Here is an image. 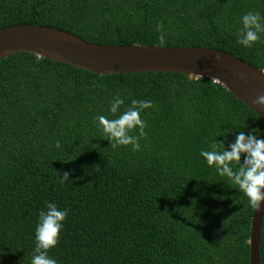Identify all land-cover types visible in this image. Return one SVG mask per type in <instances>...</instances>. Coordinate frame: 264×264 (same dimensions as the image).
<instances>
[{"label": "trees", "instance_id": "trees-1", "mask_svg": "<svg viewBox=\"0 0 264 264\" xmlns=\"http://www.w3.org/2000/svg\"><path fill=\"white\" fill-rule=\"evenodd\" d=\"M249 11L264 17V0H0V28L160 46L162 23L164 47L215 48L264 71V33L251 48L237 42ZM117 94L124 104L113 114ZM134 99L154 105L141 113L147 137L140 151L113 149L94 118H118ZM253 129L262 139L255 113L207 77L97 75L30 52L1 57L0 264H31L49 202L68 210L48 253L58 264H248L253 208L200 153ZM258 254L264 264V213Z\"/></svg>", "mask_w": 264, "mask_h": 264}, {"label": "water", "instance_id": "water-1", "mask_svg": "<svg viewBox=\"0 0 264 264\" xmlns=\"http://www.w3.org/2000/svg\"><path fill=\"white\" fill-rule=\"evenodd\" d=\"M30 52L37 57L68 64L97 75L140 71L202 74L221 84L243 102L263 124L264 107L253 101L264 95V71L224 51L208 47H161L157 45H104L89 43L67 31L38 24H18L0 28V58L14 52ZM219 54L221 61L215 59ZM237 73H244L240 79ZM213 81V80H212ZM261 204V209H263ZM261 211L252 210L249 221L248 264L259 262Z\"/></svg>", "mask_w": 264, "mask_h": 264}, {"label": "clouds", "instance_id": "clouds-1", "mask_svg": "<svg viewBox=\"0 0 264 264\" xmlns=\"http://www.w3.org/2000/svg\"><path fill=\"white\" fill-rule=\"evenodd\" d=\"M264 17L259 12L249 11L241 18L242 28L238 43L251 48L256 42L260 41L261 34L264 33ZM163 25L158 23L157 32H160L159 45L163 47L166 43V36L162 32ZM215 59L221 61L222 57L217 54ZM196 79H202V74L191 72ZM240 79H246L244 73H237ZM215 82L216 77H212ZM254 104L264 107V95H259L253 101ZM124 100L119 94L111 102L110 112L116 114ZM154 105L148 100H132L131 106L126 109L118 118L108 119L103 115L94 119L98 121V126L111 143L110 146L115 149L119 146H132L133 151H140V139L146 138L145 128L147 124L142 119L141 113ZM138 129L137 135L130 133ZM227 131L225 130V134ZM55 146L61 147L59 140ZM222 148V150H218ZM230 149V150H229ZM200 155L204 157L207 164L214 166L221 176L228 177L229 181L238 187L248 198L249 205L256 211L261 209L264 202V139H258L256 130H251L248 134L240 131L227 148L222 141L213 142L211 150H202ZM244 157L241 162V157ZM233 165L236 167L234 168ZM70 173L65 171L61 175V182L70 181ZM68 210H61L54 202L47 203V210L39 213V222L35 229L36 246L31 259V264H58V262L49 256V250L55 247L59 240L63 222L66 220Z\"/></svg>", "mask_w": 264, "mask_h": 264}]
</instances>
